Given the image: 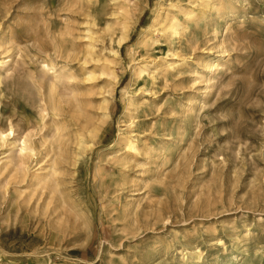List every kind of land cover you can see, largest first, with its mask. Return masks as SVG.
I'll use <instances>...</instances> for the list:
<instances>
[{
	"label": "rangeland",
	"instance_id": "374dc122",
	"mask_svg": "<svg viewBox=\"0 0 264 264\" xmlns=\"http://www.w3.org/2000/svg\"><path fill=\"white\" fill-rule=\"evenodd\" d=\"M133 3L142 14L117 49L113 14ZM172 18L180 36L163 33ZM10 129L0 264H264V0H0ZM23 138L27 159L11 150Z\"/></svg>",
	"mask_w": 264,
	"mask_h": 264
},
{
	"label": "bare ground",
	"instance_id": "6f19581e",
	"mask_svg": "<svg viewBox=\"0 0 264 264\" xmlns=\"http://www.w3.org/2000/svg\"><path fill=\"white\" fill-rule=\"evenodd\" d=\"M142 3V2H140ZM174 7V6H173ZM175 8V7H174ZM184 10V9H183ZM142 8L140 5H137L135 3L129 5V6H124L123 8H121L119 10V12L117 13H114L113 16L115 18V23H116V26H118V34L116 36V45H117V49H120L122 48L125 44L128 43V40L132 34V32L134 31V28L139 20V17L140 15L142 14ZM157 11V10H156ZM187 16H191L192 15V12H189V13H186ZM177 17V16H175ZM87 19V18H86ZM93 21L95 22V19H93ZM180 22V21H179ZM175 18H172L169 20V22L167 23V25L165 26V30L163 29V33L164 34H167V32L169 33L170 32V35L172 36H180L181 34V31H182V26L181 24L179 23ZM144 29V28H143ZM157 31V30H156ZM154 31V32H156ZM108 32H113V34L115 33V30L113 29V27H108ZM88 39H89V45H88V48H87V56L88 57H91V59L93 60L94 59V41H95V38H94V34L93 32H91V30H88V35H87ZM144 39V34L141 33V36L139 38L138 41H143ZM138 43V42H136ZM133 46V45H132ZM130 46V47H132ZM107 48V47H106ZM114 54L115 56H119V51H114ZM176 57V56H175ZM115 59V58H114ZM177 61V60H176ZM135 62V61H134ZM179 62V61H178ZM182 65L185 64L186 60H182ZM54 63V62H53ZM99 63V61L97 62ZM132 63V62H131ZM170 63V61H169ZM172 63V62H171ZM173 64H176V63H173ZM55 65V64H54ZM64 65V64H63ZM111 65V64H110ZM180 65V64H179ZM66 66V65H65ZM84 66V65H83ZM86 66V65H85ZM172 66V65H171ZM98 67V66H97ZM57 68V67H56ZM67 68V67H66ZM87 68V67H86ZM100 68V67H99ZM106 68V67H105ZM107 69V68H106ZM132 69H133V72L134 74L137 76V78L140 80L141 78H143L144 76L147 75L148 73V64H146V62H137L136 63H133L132 64ZM43 70L46 72V73H50V72H53V74L55 75L56 78H58L60 76L59 73H57V71L55 70V67H53L52 65L50 66L49 64H44L43 65ZM101 71V70H100ZM88 72V71H87ZM114 73H111L110 75L113 76ZM94 75L93 72H89L88 73V80H90L92 78V76ZM102 75L104 76L105 75V72H102ZM102 76V77H103ZM110 76V77H111ZM105 77V76H104ZM109 77V78H110ZM113 78V77H112ZM111 78V79H112ZM53 83V82H52ZM68 83V81H67ZM117 82L114 83V85H116ZM119 85V84H118ZM50 86V84H49ZM51 86H53L51 84ZM42 87V86H41ZM40 87V88H41ZM111 87V86H110ZM112 88V87H111ZM69 89V88H68ZM91 91V89H90ZM49 92V91H48ZM121 92L124 94V96H126L127 98H129L130 96V91L129 89L127 88H121ZM41 95V94H40ZM109 96V95H108ZM76 98V97H75ZM103 98V97H102ZM45 99V98H44ZM40 101H42V99L40 98ZM103 105L107 106L106 104L108 103V100L107 99H103ZM131 105H127L124 107L123 109V112L121 113V117H124L126 115L129 114L130 112V107ZM101 109H104L103 107ZM108 110V109H106ZM99 112V110H98ZM98 116V115H97ZM47 117V116H46ZM103 117L105 118H108L109 115L108 114H103ZM62 131V130H61ZM83 132V131H82ZM89 133V135L93 138L96 136V131L95 130H89L87 131ZM119 135V133H118ZM125 135V134H124ZM10 136H12V138L15 137V131H13V129H10L8 134H5V133H1L0 134V141L5 144L6 141H7V138H9ZM130 136V135H129ZM131 137V136H130ZM79 149L80 150H84L86 149L87 147V143L85 142V139L83 138L82 135L79 136ZM44 141V140H43ZM45 142V141H44ZM18 144L15 145L14 143H11V150L13 149H17V153L19 155V157L21 159H27L28 157H32L34 156V150H33V147H32V144L30 142L29 139L27 138H23L22 140H19L17 142ZM125 146L126 148L130 149V150H133L135 152H137L139 150V147L137 145V142L131 138L125 140ZM36 152V151H35ZM82 153V152H81ZM83 154V153H82ZM80 157L81 155L78 154L76 159H75V162L76 164L79 163L80 161ZM55 163V162H54ZM52 164L50 165V168L49 170H46V171H42L40 173H37L33 176V180L34 181H37L38 179V184H43L47 179H50L51 177H53L56 173V167H55V164ZM7 165V164H6Z\"/></svg>",
	"mask_w": 264,
	"mask_h": 264
}]
</instances>
